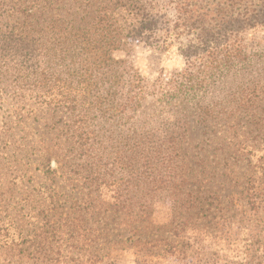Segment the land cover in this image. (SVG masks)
Listing matches in <instances>:
<instances>
[{"label":"rangeland","instance_id":"1","mask_svg":"<svg viewBox=\"0 0 264 264\" xmlns=\"http://www.w3.org/2000/svg\"><path fill=\"white\" fill-rule=\"evenodd\" d=\"M89 3L92 24L106 18L102 11L110 6L126 20L115 0ZM28 9L34 19L21 14ZM77 9L74 0H0V34L19 30L15 22L43 30L47 41L39 51L51 55L56 91L74 88V69L85 61L74 35L86 13L76 17ZM130 30L115 38L124 48L116 55L125 67L150 85L181 72L178 56L154 54L127 39ZM261 37L256 32L250 40L251 75L224 80L196 104H171L155 113L160 137L175 131L181 137L178 153L164 155L177 172L168 163L161 168L172 172L166 181L182 182L181 192L128 190L139 184L130 177L141 174L124 164L136 158L129 152L130 132L136 125L142 131L149 110L83 123L86 145L95 150L82 155L71 111L52 100L54 93L0 65V264H264V57L256 56L264 50ZM3 57L0 52L1 63ZM239 84L254 99L250 115L236 122L202 118ZM86 160L96 166L87 170ZM248 181L254 187L250 205L242 194ZM124 202L139 204L120 209Z\"/></svg>","mask_w":264,"mask_h":264},{"label":"trees","instance_id":"2","mask_svg":"<svg viewBox=\"0 0 264 264\" xmlns=\"http://www.w3.org/2000/svg\"><path fill=\"white\" fill-rule=\"evenodd\" d=\"M74 1L78 5L76 17L86 13V17L80 18L86 20L79 27L81 32L74 35L82 47L81 54L85 60L74 69L73 80L69 82L74 88L55 90L57 86L51 80L54 76L51 55L49 53L47 57L39 51V45L47 39H44L43 30L32 22L28 28L15 22L19 30H13L8 35L0 34V46L3 47L0 52L5 56L4 63L0 62V65L10 70L9 73H16V79L35 83L47 93H54L52 100L71 111L72 136L76 142H81L82 155L88 156L95 150L86 145L87 139L80 131L83 123L98 118L109 122L120 116L145 115L144 109L149 110L151 113L146 116H150L149 120L141 121L144 124L142 131L136 125L130 132L129 152L136 154V158L124 164L130 170H140L141 174L130 177L131 181L139 184L128 190L139 193L150 189H175L181 192L182 182L179 183L178 179L166 181L165 176L172 172L161 170L168 163V168L177 172L172 167L173 161L167 160L164 155L178 153L181 137L176 131L160 137L162 131L153 125L154 122L159 123V119L154 118L155 113L171 104L195 103L209 88L225 84L224 80L252 74L249 44L252 38L255 39L256 32H262L260 42L264 44V0H115L126 20L117 19V9L113 10L110 6L106 12L102 11L106 18L99 19L97 24H92L88 17L93 5L90 0ZM20 11L28 20L34 19L31 10ZM127 29H131L125 35L127 39L135 38L154 54L166 56L171 53L172 59L178 56L184 64L181 72L175 75V70L170 79L161 78L150 85L139 72L125 67L116 55L124 48L117 44L115 38ZM183 36L184 43L174 51ZM256 56L264 57V50ZM41 58L46 59V66L42 65ZM245 91L239 84L234 93L217 105V111L207 109L202 118L241 121L255 108L253 97L249 93L244 94ZM85 163L90 164L86 169L96 166L93 160H86ZM252 182L254 184V180ZM170 184L172 188L167 189ZM253 190L251 181H248L242 194L249 205L254 199ZM138 204L124 202L119 204V208L130 209Z\"/></svg>","mask_w":264,"mask_h":264}]
</instances>
